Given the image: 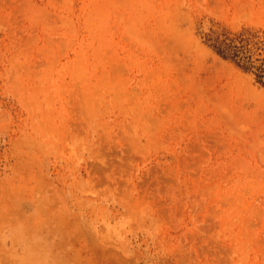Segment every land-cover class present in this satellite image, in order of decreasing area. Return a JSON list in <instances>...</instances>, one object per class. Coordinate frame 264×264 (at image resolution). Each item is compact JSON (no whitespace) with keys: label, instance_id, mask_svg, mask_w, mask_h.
<instances>
[{"label":"rangeland","instance_id":"rangeland-1","mask_svg":"<svg viewBox=\"0 0 264 264\" xmlns=\"http://www.w3.org/2000/svg\"><path fill=\"white\" fill-rule=\"evenodd\" d=\"M0 264H264V0H0Z\"/></svg>","mask_w":264,"mask_h":264}]
</instances>
